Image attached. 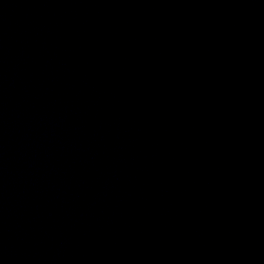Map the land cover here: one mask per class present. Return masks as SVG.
Returning <instances> with one entry per match:
<instances>
[{
  "label": "water",
  "instance_id": "95a60500",
  "mask_svg": "<svg viewBox=\"0 0 264 264\" xmlns=\"http://www.w3.org/2000/svg\"><path fill=\"white\" fill-rule=\"evenodd\" d=\"M0 264H264V0H0Z\"/></svg>",
  "mask_w": 264,
  "mask_h": 264
}]
</instances>
